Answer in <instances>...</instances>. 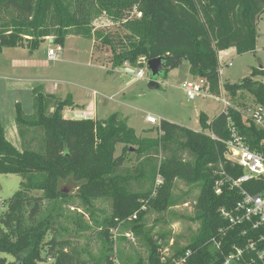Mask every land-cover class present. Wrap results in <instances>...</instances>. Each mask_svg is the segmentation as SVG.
I'll list each match as a JSON object with an SVG mask.
<instances>
[{"label":"trees","instance_id":"trees-1","mask_svg":"<svg viewBox=\"0 0 264 264\" xmlns=\"http://www.w3.org/2000/svg\"><path fill=\"white\" fill-rule=\"evenodd\" d=\"M86 1L95 3L119 25L114 32L107 31L108 27L94 32L101 41L94 47L109 52L112 70L126 63L143 67L144 60L163 57L166 76L186 61L188 73L204 78L208 92L215 96L220 95L219 53L253 51L258 19L264 12V0H0V53L25 41L33 51L51 35L62 47L69 29L90 37L81 12ZM133 4L141 15L122 22L123 11ZM51 16L57 21L54 29L49 24ZM222 87L231 98L246 91L254 104L264 106L263 68H254L240 82L223 83ZM31 95V114H25L19 102L14 103L19 147L7 138L0 120V173L21 177L19 188L0 213V264H12L2 254L21 264H39L43 251L53 264H84L68 242L54 236L45 241L54 216L51 212L41 215L44 200L57 204L70 196L59 188L61 182L72 184L79 200L89 207L96 199L111 200L100 236L107 251L103 258L113 264L111 231L130 223L137 233L140 226L128 219L131 215L136 213L141 220L148 210L162 212L175 205L172 191L177 181L198 190L189 219L199 226L185 245L172 244L171 249L175 254L194 249L189 264H213L214 251L203 244L225 223L219 208L229 207L237 199L221 172L242 173L226 158L227 118L253 150L264 151V128L228 107L226 114L221 112L212 119L200 112L199 131L161 119L157 136L139 137L117 113L101 120L65 118L64 109L74 105L69 93L59 98L39 85L32 88ZM117 144L123 146L115 156ZM132 146L136 163L126 166V153ZM219 180L223 183L217 194L215 182ZM35 191L41 194L34 195ZM165 243L146 236V257L122 264H159L158 250Z\"/></svg>","mask_w":264,"mask_h":264},{"label":"rangeland","instance_id":"rangeland-1","mask_svg":"<svg viewBox=\"0 0 264 264\" xmlns=\"http://www.w3.org/2000/svg\"><path fill=\"white\" fill-rule=\"evenodd\" d=\"M81 12L86 28L90 29L91 36L77 34L74 29H69L65 43L61 47L54 43V35L46 37L40 42L37 49L31 51L25 41L22 46L3 48L0 53V93H5L3 107H0L1 121L5 127L9 126L12 107L8 100L14 97L23 102L25 114H31L32 99L29 87L42 86L43 89L55 90L56 96L64 98L67 93L75 92L79 105L71 110L77 118H89L85 113L91 107L92 101L97 104V119H105L112 113H117L120 119L134 129L139 137H155L158 135L157 126L161 119L177 123L190 129L199 131L198 122L200 112H205L209 119L216 116L222 109L223 100L235 105L241 110L252 108V95L244 91L237 93L235 98L222 88L219 96L209 94L207 90L202 95L188 99L181 88V83L189 79L188 63L184 61L179 67L170 69L166 76L162 74L154 79L159 84L158 88H148L152 78L146 66H126L113 71L108 61L110 55L107 51L95 49V44L101 45V41L95 38V31L108 27L107 31L114 32L118 23L108 16L105 11L98 10L95 3L86 1L82 3ZM141 13L136 4L123 11L122 22L138 18ZM49 24L56 28L57 21L51 16ZM255 49L244 53H237L233 49L218 55L220 64L231 62V66H224L220 77L223 83H237L248 77L254 68L264 69V13L258 19L256 28ZM54 49L56 59L47 58L48 49ZM13 68V69H11ZM118 68V67H117ZM142 69L144 77L137 79L135 73ZM5 77V78H4ZM136 78V79H135ZM24 86L16 91V85ZM53 85H56L53 88ZM45 91V90H44ZM90 103V104H89ZM11 108V109H10ZM14 114V109H13ZM157 118L155 123L146 121V116ZM245 117V116H244ZM246 118V117H245ZM8 139L19 147V140L15 131L8 127ZM122 144L115 147V156L121 152ZM129 148L124 164L131 166L136 163L134 148ZM186 157V155H182ZM21 177L15 173H0V213L5 210L6 200L19 188ZM59 188H63L70 194L65 200L57 204L44 200L42 216L53 214L51 229L47 232L45 241L51 237L64 240L73 246L84 264H107L104 253L107 252L104 240L100 236L102 220L110 214L111 200L100 198L93 201V206L82 204L76 195V188L72 184L61 182ZM175 205L167 210L158 212L148 210L141 220L132 218L140 230L135 233L130 229V223L118 226L111 231L112 249L110 258L113 264L125 261H134L147 255L145 237L152 240H160L170 243L185 245L189 238L195 234L198 223L192 222L189 217L194 211V202L198 194L197 188L187 186L177 181L173 189ZM40 195V191L33 192ZM54 205V206H53ZM138 229V227H137ZM163 236V237H162ZM69 248V247H68ZM7 262L21 264L17 259L2 254ZM43 260L39 264H53V259L46 257L42 252ZM99 260V261H98Z\"/></svg>","mask_w":264,"mask_h":264},{"label":"built area","instance_id":"built-area-1","mask_svg":"<svg viewBox=\"0 0 264 264\" xmlns=\"http://www.w3.org/2000/svg\"><path fill=\"white\" fill-rule=\"evenodd\" d=\"M47 58L56 59L54 49H48ZM231 65V62L219 64L217 68L219 82H221L220 77L224 66ZM144 66H146V60H144ZM135 77L137 79L144 77L142 69L136 71ZM181 88L188 99H194L202 95L205 90L208 91V84L204 78L191 76L181 83ZM221 88L220 83V92ZM222 102L223 106L219 113L226 114L228 107H233L258 127L264 128V106L254 104L252 108L241 110L227 100ZM156 120L157 118L152 115L146 116V121L150 123H155ZM227 121L230 136L226 141V158L242 173L234 176L221 172L224 175V181L237 199L229 207L219 208L218 212L225 223L203 246L208 245L214 251L213 264H264V151L251 149L237 132L230 117ZM210 136L214 138L213 135ZM157 182H160V179ZM222 183L223 180L215 182L217 194L221 192ZM132 218H136V213L128 219ZM172 244L159 248L158 263L189 264L194 249L187 248L182 253L175 254L171 249ZM116 264L119 263L116 262Z\"/></svg>","mask_w":264,"mask_h":264},{"label":"crops","instance_id":"crops-1","mask_svg":"<svg viewBox=\"0 0 264 264\" xmlns=\"http://www.w3.org/2000/svg\"><path fill=\"white\" fill-rule=\"evenodd\" d=\"M57 48H59V46L57 47ZM229 50V49H228ZM232 50V49H231ZM2 51H3V49H2ZM1 51V52H2ZM225 52H227V50H225V51H223V52H220L219 54H223V53H225ZM126 66H128L127 64H126ZM125 65H123V66H121V67H118V68H116V69H114L113 71H115V70H118L119 68H122V67H126ZM11 69H13V68H11ZM5 78V77H4ZM136 79V78H135ZM24 86V84L22 85V84H19V85H16V91L18 90V89H20V88H22ZM56 87V85H53V88H55ZM30 88V90H32V88L33 87H29ZM45 90V92H48V93H52V94H55L56 95V93H55V90L54 89H52V88H49V90H46V89H44ZM68 94V93H67ZM69 94H71L72 95V100H73V103H74V105L72 106V107H66L65 109H64V111H63V116L65 117V118H75L73 115H72V113H71V110L72 109H74V108H76L77 106H79V105H83V104H80L79 102H77V97H79L78 95H77V93H73V92H69ZM7 98V96H5V93H0V107H3V105H4V100ZM31 99H32V95H31ZM15 102H19L20 104H21V107L23 108V102L21 101V100H19V99H17V98H15L14 99V97L12 98V99H10V100H8V103L7 104H9V107H12V110H11V112H10V116H9V120L11 121L10 123H9V128H11L12 127V129L15 131V133H16V128H15V124H14V114H15V108H14V103ZM90 104V103H89ZM11 109V108H10ZM13 109H14V114H13ZM88 110H91V112H93V113H90V112H87V113H85V115H88L87 117H89V118H94V119H97V112H98V107H97V104L96 105H94V102L92 101V104H91V107H89V109ZM219 114V113H218ZM217 114V115H218ZM0 120H1V115H0ZM2 122V121H1ZM3 124V123H2ZM4 126V125H3ZM8 127H5L4 126V128H5V132H6V136H7V130H8ZM8 138V137H7Z\"/></svg>","mask_w":264,"mask_h":264},{"label":"water","instance_id":"water-1","mask_svg":"<svg viewBox=\"0 0 264 264\" xmlns=\"http://www.w3.org/2000/svg\"><path fill=\"white\" fill-rule=\"evenodd\" d=\"M146 67L149 69L152 77L149 80L148 88L150 89L158 88L159 84L154 78L163 73V57H155V58L147 59ZM130 149L132 148L130 147Z\"/></svg>","mask_w":264,"mask_h":264}]
</instances>
